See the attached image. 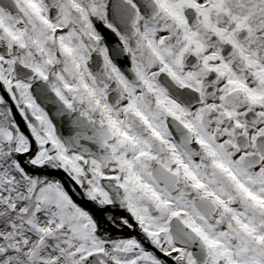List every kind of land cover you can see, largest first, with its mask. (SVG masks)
Segmentation results:
<instances>
[{
    "label": "snow or ice",
    "instance_id": "6c2138e0",
    "mask_svg": "<svg viewBox=\"0 0 264 264\" xmlns=\"http://www.w3.org/2000/svg\"><path fill=\"white\" fill-rule=\"evenodd\" d=\"M0 264H264V0H0Z\"/></svg>",
    "mask_w": 264,
    "mask_h": 264
}]
</instances>
